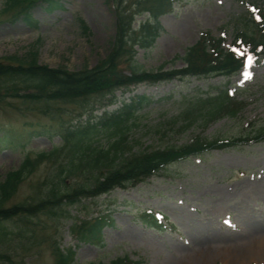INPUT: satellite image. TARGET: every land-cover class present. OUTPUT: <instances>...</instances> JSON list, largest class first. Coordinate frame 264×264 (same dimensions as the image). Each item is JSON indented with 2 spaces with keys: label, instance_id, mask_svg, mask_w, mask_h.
Returning a JSON list of instances; mask_svg holds the SVG:
<instances>
[{
  "label": "rangeland",
  "instance_id": "rangeland-1",
  "mask_svg": "<svg viewBox=\"0 0 264 264\" xmlns=\"http://www.w3.org/2000/svg\"><path fill=\"white\" fill-rule=\"evenodd\" d=\"M4 2L0 0V61L25 59L34 51L39 63L72 71L94 66L110 49L116 20L112 1L62 0L57 9L40 2L32 12L36 24L14 17L15 12H1ZM262 12L264 0H178L172 12L159 17L163 31L155 45L140 49L136 59L147 70L184 67L186 50L202 33L223 37L227 48L247 19L259 21L255 13ZM147 16L138 15L134 26ZM251 58L232 76L185 77L121 88L112 104H107L110 95L91 96L80 103L8 98L0 102V181L20 166L28 152L35 156L60 146L64 128L91 113L116 111L136 94L150 96L152 103L141 112L134 130L135 150L183 145L198 136L231 139L257 133L264 129V53ZM122 67L130 73L128 63ZM218 88L229 89L244 102L238 115L224 116L206 128L195 125L180 131L173 118L184 102ZM47 169L40 166L8 204L37 200L36 183ZM64 207L69 214L60 219L41 215L11 223L10 240L0 242V264H55L54 241L62 248L73 247L77 264H108L126 254L143 257L146 264H229L237 252L245 254L238 255L241 261L234 264H264L261 248L247 252L252 229L264 226V140L192 155L135 186ZM148 213L165 218L166 227L147 225L143 215ZM99 216L108 218L103 244L81 241L71 232L75 222ZM18 227L34 229L33 236L18 234ZM203 245L211 252L200 262L195 256Z\"/></svg>",
  "mask_w": 264,
  "mask_h": 264
},
{
  "label": "trees",
  "instance_id": "trees-1",
  "mask_svg": "<svg viewBox=\"0 0 264 264\" xmlns=\"http://www.w3.org/2000/svg\"><path fill=\"white\" fill-rule=\"evenodd\" d=\"M109 1L113 3L116 16L115 34L103 59L92 67L85 66L71 71L39 63L37 52L34 51L25 59L8 57V62L0 61V102L8 98H21L33 103H80L91 96L110 95L107 104H112L115 91L130 89L140 83L233 75L244 65L249 52L259 55L264 51L262 14L259 22L247 19L235 34L230 48L223 46L224 38L204 32L186 50L184 67L165 69L162 65L156 70L143 69L136 59L139 50H148L155 45L163 31L159 17L172 12L178 0ZM40 2L46 3L50 9L63 6L62 0H5L1 12H15L14 17L22 16L26 22L36 24L32 12ZM140 14L148 16L135 27L134 22ZM83 26L85 31L89 30L88 25ZM124 63H128L130 73L124 71ZM151 103L150 96L136 94L116 111H105L101 115L91 113L86 120L64 128L61 131L60 146L47 152H38L35 156L28 152L20 166L8 171L0 181V242L10 240L14 232L10 224L15 220L29 222L41 215L60 219L69 214L65 205L80 204L84 199L100 196L117 187L135 186L160 173L168 165L192 155L264 140L262 129L254 134L231 139L198 136L183 145L135 150L138 140L133 137L134 130L139 125L141 112ZM243 107L244 102L237 100L227 88H218L186 100L173 119L180 131L195 125L206 128L224 116H237ZM44 112L47 113L46 110ZM0 142H3L1 137ZM42 165L48 169L44 178L36 183L38 199L34 202L26 200L8 204L23 182ZM107 220V216L81 220L73 224L71 232L77 234L81 241L103 244L102 231ZM143 221L152 227L163 226L155 214L143 215ZM17 233H31L33 236L34 229L18 227ZM53 254L55 264H77L73 247L62 248L58 241H54ZM146 263L143 257L135 259L126 254L112 259L108 264Z\"/></svg>",
  "mask_w": 264,
  "mask_h": 264
},
{
  "label": "bare ground",
  "instance_id": "bare-ground-1",
  "mask_svg": "<svg viewBox=\"0 0 264 264\" xmlns=\"http://www.w3.org/2000/svg\"><path fill=\"white\" fill-rule=\"evenodd\" d=\"M252 230H253L252 231V236H250V238H249L250 242H249V245H248L249 247H248V251L247 252H251L250 249H256L257 247H259V248L262 249V252L264 254V226L256 225ZM199 249H200V251L197 254L198 256H195V257L199 258L198 259L199 261L200 260L205 261L207 259V256L209 255V253L211 251L205 245L201 246ZM232 253H234V252H232ZM243 254H245V252H237L235 257H234V254H232L231 255V259L229 260V264H234V262L236 263L237 261L240 262L241 258L238 260L236 257H239L238 255L244 256Z\"/></svg>",
  "mask_w": 264,
  "mask_h": 264
},
{
  "label": "snow or ice",
  "instance_id": "snow-or-ice-1",
  "mask_svg": "<svg viewBox=\"0 0 264 264\" xmlns=\"http://www.w3.org/2000/svg\"><path fill=\"white\" fill-rule=\"evenodd\" d=\"M251 60H252V58H251V57H249V58H248V62L250 63V62H251ZM246 78H248V77L246 76Z\"/></svg>",
  "mask_w": 264,
  "mask_h": 264
}]
</instances>
